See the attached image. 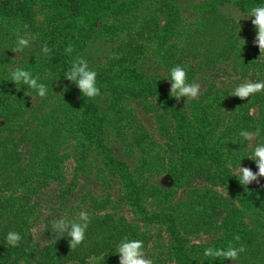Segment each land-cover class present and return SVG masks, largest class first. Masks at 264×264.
Wrapping results in <instances>:
<instances>
[{"label":"trees","instance_id":"obj_1","mask_svg":"<svg viewBox=\"0 0 264 264\" xmlns=\"http://www.w3.org/2000/svg\"><path fill=\"white\" fill-rule=\"evenodd\" d=\"M232 1L230 6L237 9L246 8L247 5L252 7L264 5V0ZM36 3H42L54 8L56 14L61 13L63 17L64 15L73 17L80 13L86 0H0V17L7 19L18 17L31 24L33 23L31 18L32 8ZM204 13L201 12V15L199 14L201 20L198 21L201 22L198 23L202 25L193 24L194 28L190 25L181 32L180 28H177L179 33L175 34L176 37H180L185 33L187 37L196 36L203 40L201 38L202 35L210 33L205 22L206 18L203 17ZM61 21L63 20L61 19ZM232 29L237 33L235 26L232 25ZM175 32V26L170 27L169 31L161 35V40L158 41L154 49L160 52L161 63L169 73L173 67L171 58L180 61V58L174 56L175 52L170 50L167 43V39ZM142 33V30H138L134 31L133 34H127L128 40L118 43L115 48L116 54L109 56L107 64H110L111 68L116 65L130 66L137 64L140 55L145 50V44L137 41L142 38ZM230 33H233V31H229ZM256 36L250 39H246L245 34L244 36L235 37L236 41L230 45L226 53L232 56V50L240 44V48L243 49L240 61L231 60L230 70L232 72L227 71L223 77L220 76L218 81L204 75L203 68L209 69L220 65L222 63L221 60H210L207 57V59H204L205 61H195L188 65L187 68L190 72L188 82H192V79H195L196 75H198L197 73L202 72L197 77L201 80L202 90L196 99L191 100V106L193 107L191 113L187 111V107L177 104L173 97L170 96L168 90L158 89L159 86L153 88L146 83L139 86L136 84L137 80L135 79L104 75L107 69L101 70L102 67L95 70L90 67L97 72L96 83L100 91L103 90V84H108L110 95H114V98L121 100L124 95L120 86L127 85L128 89L126 90L130 91L128 93L135 98L138 104L144 105L145 108L153 107L155 112L157 111V114L154 115L158 124L154 129L156 137L147 141L145 145L144 141L148 134L145 131H136L138 128L137 123L140 120L132 112V109L128 108L127 105L121 104L122 106L115 111L114 116L117 117V121H125L135 125L133 133L136 142L140 144V149L146 155L142 164L131 170L128 165L126 166L122 161L112 157L103 142L105 134L104 120H111L112 115L100 111L99 106L96 107L92 98L85 97L83 94H80L81 97L79 99L70 100L72 94H75V92L78 94L79 88L76 89L74 87L76 84L65 79L64 75L75 59L62 58L60 52H57L56 55L52 54L42 58L36 56L34 52L31 54L23 53L20 57L22 64H27V71L31 72L34 77L39 76L38 82L46 85L47 94L41 98L42 100L39 103L36 102L35 105H31L30 97L33 95L37 96V93L34 89L29 92L30 88L27 85V89L23 83L16 87L10 77L8 81L2 83L3 85L0 88V191L5 190L7 192L4 194L0 193V264H12V261L17 260L33 264H109L118 254L116 253L117 246L125 237L142 240L145 248L146 233L145 230H142L138 221L173 220L170 213L163 211L167 204L171 203L173 190L179 187L189 188L198 181L200 189L187 190V197L172 205V209L177 211L181 219H185V222H188V225L184 228L185 234L181 233L175 225L169 227L170 243L166 246L167 255L165 257L171 258L177 264H195V260L192 257L193 247L188 245L186 234L198 231L204 227L205 223H208L206 228L209 229L212 226H218L216 221H220V224H223L230 219L233 211L231 207L234 204V201H230V198L232 196L238 197L241 188L238 187V179L233 175L228 164L229 162L232 165L237 164V162L241 163L247 159L249 152L252 153L251 149L242 148V150H239L237 142L243 141L239 133L246 128L252 129L253 132L258 129L260 135L264 128V91L243 100L230 95L241 81H264V55H261L258 45L254 43ZM46 38L48 41L51 40L49 43L51 45L54 37L51 35V38ZM184 48H188V45L186 44ZM209 63L214 64L208 65ZM37 65H39L38 70ZM46 67L48 68V73L45 71ZM39 73L45 76L48 75L49 79L45 81L44 78L40 77ZM63 80L70 82L72 86L69 89L71 95L66 99H58L60 97V93L57 92L59 86H56L55 82L60 83ZM152 95L158 96L159 100L157 103L147 101ZM51 100H53V103L50 109H48L49 107L42 108L45 102L51 103ZM237 104H240L238 109L241 110V113L232 114L227 105L236 106ZM62 106H65L63 118H59V122L53 121L54 113ZM251 106H257L258 108V114L255 117L249 114ZM21 109H31L33 114L23 124L14 125L18 111ZM216 110L221 112L223 119H225V116H229V119L236 124L232 126V129L235 133L233 136L237 138V141L228 137L224 143H220L218 142L219 138L215 137L213 140L216 142L213 144H217V146L213 148L209 147V144L213 141L211 135L204 133L198 137L197 148H194L192 143L195 140L197 125L210 120V116ZM251 118L256 123H251L249 121ZM48 119H51L49 128L44 123ZM117 121L113 122L112 128H115V122ZM16 131L20 133L16 135ZM46 132L56 137L55 142L59 146L62 136L66 139L65 142L70 139L77 141L80 145L78 149L80 162L85 161V136L90 137L92 132V139H94L97 152L103 157V170L104 167L108 170L104 176L111 175L117 180L119 193L114 203L125 202L130 206L133 212L131 221L127 222L126 216L122 214L118 216L112 212H107L103 215L96 214L95 217L98 218L90 220L83 243L75 249H71L70 238L66 233L64 236L56 238L52 232L51 222L58 215L55 214L56 217H54V214L50 213L43 219L41 230L50 242L47 251L39 253L40 250L36 246L28 245L24 241V225L28 220L29 213H41L43 209L40 207V197H38L42 188L40 185L41 180L58 181V186L62 193L67 191L68 186H71V183L61 186L63 176L60 163L63 160V156L52 152V149H48L38 158L39 163L34 171L29 174L20 172V169H24L22 163L25 158L28 157L29 163L36 156L37 147L33 141L34 137L40 134L43 138H46ZM20 138L32 140L33 144L29 141L31 146L25 145L21 148L23 149L22 151L18 148V140ZM260 142L258 141V143ZM221 146L224 150H222ZM79 168L81 169L82 167ZM144 170L149 172H167L172 186L165 189H160L156 185L149 189L145 188V182H142L141 175L137 174L139 172L142 173ZM99 171H101V168ZM32 177L33 179L31 180ZM16 184L18 188L15 189L14 185ZM218 187L221 189L219 190ZM156 189L158 193L155 204L159 211L148 213L147 207L143 203L145 192L148 190L154 192ZM19 190L20 192L17 194ZM35 197L36 200H33ZM109 202V197L99 201L91 199V206L97 209H106ZM44 208L50 210L52 207L45 205ZM242 225L243 227H240L237 222L233 223L232 230H237L239 233V230L248 228V225ZM178 227L183 228V225L179 224ZM247 230L250 231L247 233L251 234L255 229L253 225H250ZM9 231L20 233L22 240L17 247H11L6 244L5 238ZM239 236L242 239L246 238L247 234L242 231ZM251 250L252 248L247 250V252ZM258 252L264 255L261 249ZM38 255L40 258H37ZM244 262V259H242L241 264Z\"/></svg>","mask_w":264,"mask_h":264},{"label":"rangeland","instance_id":"obj_2","mask_svg":"<svg viewBox=\"0 0 264 264\" xmlns=\"http://www.w3.org/2000/svg\"><path fill=\"white\" fill-rule=\"evenodd\" d=\"M232 0H86L83 9L79 14L69 17L61 13L56 14L54 8L48 7L42 3H36L33 5V11L31 18L33 19L31 24L24 21L22 18H2L0 17V88L2 83L8 81L11 77V70L17 66L26 69V63L22 64L20 57L23 53H35L39 58L47 57L57 52H60L62 58L83 57L87 60L89 67L92 69L102 68L107 69L104 75H114L120 78H130L137 80L139 86L142 84H149L150 86L158 87V89H165L170 92L171 82L168 79L170 73L165 70V67L161 63L160 52L154 50L161 35L169 31V28L175 26L176 32L167 39L168 46L172 52H175V57L180 58V61L171 58L173 67L176 65H182L187 69V79L189 77L188 65L192 62L205 61L207 57L212 59L221 60L222 63L209 69L203 68L204 75L212 77V79L219 80L220 76L223 77L227 71L232 72L231 60L240 61V55L243 53V49L240 48V44L232 50V56L226 52L229 50L230 45L234 44L236 36H246V39L255 37L257 35V29L252 23L254 17L247 18V13L252 9L251 5H247L246 8H232ZM205 12L203 17L206 18V24L210 31L209 34L202 35L200 40L198 37H187L185 33L180 37H176V33H179L177 28H180V32L193 24H200L198 20L199 14ZM201 15V14H200ZM247 18V19H246ZM61 19L63 21H61ZM29 22V21H28ZM202 25V24H200ZM232 25L236 27V32L232 29ZM26 26V27H25ZM142 30V38L137 41L145 44V50L140 55L138 63L135 65H116L110 66L107 64L109 56L116 54L115 48L118 43L123 40H128V35L133 34L134 31ZM19 31L21 35L26 36L30 40V47L25 48L23 53H15L11 49L15 47L16 33ZM229 31L233 33L229 34ZM52 33V34H51ZM128 34V35H127ZM54 37V40L49 45L50 41L46 37ZM53 39V38H52ZM44 44H47L50 49L49 53L44 54L41 49ZM188 48H184L185 45ZM237 44V43H236ZM71 45L73 51L69 54L65 49ZM238 48V50H237ZM160 49V47H159ZM154 50V51H153ZM237 53V54H235ZM193 60V61H192ZM214 63H209L212 65ZM37 65V70H38ZM46 67V73H48ZM202 72L197 73L195 79L192 82L199 83L201 86V80L197 77ZM41 78L45 81L49 79V76L39 73ZM216 75H218L216 77ZM215 77V78H214ZM190 82V83H192ZM244 81L239 82L242 83ZM22 84V83H21ZM56 86H59L58 93L60 97L58 99H66L71 95V84L67 80L55 82ZM16 87H19L16 85ZM26 87V85H25ZM76 89L78 87L74 86ZM27 89V87H26ZM123 90L124 97L121 100L114 98V95H110V88L108 84H103V90L100 91V96L92 98L96 107L99 106L100 111L109 113L112 115V119L109 121L104 120L105 134L103 142L108 149L109 154L122 161L129 169H134L137 165H141L145 153L140 149V144L136 142L133 131L135 125L126 123L125 121H117V117L114 116L115 111L122 105H127L132 109V112L136 114V117L140 120L137 123L138 128L136 131H145L148 137L144 141V145L147 141L155 138V128L157 122L155 116L157 111L153 107L145 108L144 105L138 104L135 98L131 97L127 85L120 86ZM32 89H29V92ZM200 88V92H201ZM82 94L78 90V94H72L70 100L79 99ZM36 97V99H33ZM161 97V96H160ZM180 106L187 107V111L191 113L193 107L191 106V100L187 97H181L179 100L173 98ZM42 99L33 95L30 97L31 105L39 103ZM158 96H150L147 99L149 102L157 103ZM51 103L45 102L44 107L50 109ZM240 104L236 106L227 105L229 111L233 114L236 112L241 113L238 109ZM95 109V107H93ZM186 109V108H185ZM250 111L253 113L251 116L258 114L257 106H251ZM249 111V113H250ZM65 112V106L57 109L54 113L53 121L59 122V118H63L62 115ZM33 114V110L21 109L18 111V115L15 118L14 125H21L24 121ZM230 117L225 116L223 119L221 112L216 110L210 116V120L204 121L197 125V131L195 140L192 143L194 148L197 146L198 137L204 133H209L211 138L218 137V142L224 143L228 137L237 141L233 135H235L232 129L233 120ZM249 120V119H248ZM115 122V128H112L113 122ZM238 121V120H237ZM251 123L256 121L251 118ZM46 127L51 125V119L45 121ZM119 128V130H117ZM253 132L251 129H245ZM255 132V131H254ZM20 133L19 131H16ZM56 137L46 132V138L42 135L34 137L33 141L36 144V156L34 160L28 163L27 158L22 163L24 169H20L21 173L29 174L36 169L39 163L38 158L44 154L48 149H52V152H56L58 155L63 156V160L60 163V169L63 176V183L61 186H68L66 192L62 193L58 186V181H45L41 180V190L38 197L39 204L41 205V213L31 212L28 215V220L24 225V241L28 245H34L39 253H44L48 249L49 239L42 233L43 219L48 214H54L53 216H67L69 219H78V215L81 211H87L90 220L95 219V215H103L107 212H112L116 216L122 214L127 218V222L133 219V212L130 206L125 202H117L116 196L118 192V184L115 177L107 174L108 170L104 167L103 170V157L98 154L94 139H92V132L90 137L85 136V158L84 162H80V154L78 149L79 143L75 140H69L65 142V138L62 136L60 146L55 142ZM28 141V142H27ZM32 140H25L20 138L18 140V148L21 149L25 145L31 146ZM261 141L264 143V128L262 129L259 137L253 141V146ZM215 140L211 141L209 147L216 148L217 144H213ZM78 143V144H77ZM248 141L243 139L242 142H237L239 150L246 148V150H253L248 147ZM33 144V143H32ZM197 148V147H196ZM222 150L224 148L221 146ZM23 151V149H21ZM251 152H249V155ZM247 156V157H248ZM241 164L243 167H249L253 172H258L257 165L252 159H245L243 162H237L232 165L233 168L238 167ZM79 167H82L81 169ZM101 168V171L99 169ZM231 170V169H230ZM137 174L141 175L142 182H145V188L158 186L160 189H165L172 186L170 176L167 172L146 171ZM33 176V175H32ZM103 176V177H102ZM33 177L31 178V180ZM155 187V186H154ZM238 187L241 188L238 197L232 196L230 201H234L232 214L228 221L220 224V221H216L218 226H212L207 229L208 223L204 224V227L198 231L187 233L188 245L193 247L192 257L195 260V264H264V255L258 252L261 249L264 252V177H259L258 182L254 181L245 189L239 183ZM14 188H18L17 184ZM197 188L200 189L199 182H195L189 188L179 187L174 191L173 198L170 204L164 208L165 213H170L173 220L168 219L161 221L156 219L153 222H145L143 220L138 221L142 230H145V248L144 252L146 258L153 261V264H177L171 258H165L166 246L170 243L169 227L175 225L178 230L184 233V228L188 225L185 219H181L179 213L172 209V205L187 197V190ZM220 190L221 188L218 187ZM42 191V192H41ZM225 191V190H224ZM20 190L17 192L19 194ZM1 194L7 193L5 190L0 191ZM158 190H148L145 192V198L143 203L147 207L148 213L153 211H159V208L155 204L157 199ZM226 193V192H225ZM16 194V195H17ZM106 197L110 198V202L106 206V209H97L91 206V199L102 200ZM36 200V197L33 198ZM43 204V205H42ZM52 207L50 210H46L45 205ZM48 209V208H47ZM38 210V209H37ZM53 210V212H51ZM39 211V210H38ZM224 215V214H223ZM55 218V219H56ZM133 222V221H132ZM240 224V227L245 224L254 226V231L250 233L249 230L243 229L232 230L233 223ZM241 222V223H240ZM182 224L183 228H179L178 225ZM213 224V223H212ZM177 225V226H176ZM244 231L247 234L246 238L234 239L236 235H240ZM240 237V236H239ZM198 242V243H197ZM229 244L235 247L243 245L246 251L239 255V259L236 261L224 260L223 258L206 257L204 251L206 248L212 247L216 249L227 248ZM247 252V250L251 249ZM40 255V254H39ZM38 255L37 258H40ZM93 259V258H92ZM119 254L116 255L114 260H111L109 264H119ZM12 264H33L27 263L23 260L12 261Z\"/></svg>","mask_w":264,"mask_h":264},{"label":"clouds","instance_id":"obj_3","mask_svg":"<svg viewBox=\"0 0 264 264\" xmlns=\"http://www.w3.org/2000/svg\"><path fill=\"white\" fill-rule=\"evenodd\" d=\"M246 15L247 18L254 17L252 23L257 29V36L254 43L258 45L261 55H264V5L252 7L251 11ZM28 47H30V40L17 31L15 47L11 50L15 53H23L24 49ZM41 51L44 54H47L50 49L47 44H44ZM65 51L70 54L73 51L72 46L69 45ZM64 76L65 79L76 84L83 96L88 98H96L100 96V89L96 83L97 72L89 67L85 58L77 57L72 62L69 70ZM39 79L38 75L34 77L31 72L24 70L19 66L11 70L12 82L16 85L21 83L27 85L29 88L36 91L39 98H43L47 94V87L45 84L38 82ZM168 79L171 82V97L179 100L181 97L196 99L199 96L201 86L199 83L188 82L187 72L184 66L176 65L172 67ZM261 91H264V81L253 82L249 80L236 86L230 95L239 97L243 100ZM33 99H36V97H33ZM249 114L252 115L253 113L250 111ZM239 135L245 141H248V147L253 149L252 154L247 158L256 162L258 172H253L251 168L243 167L241 164L238 167L233 168L230 162L228 167L232 170L233 175L239 180V183L247 189V186L252 182H258L259 177H264V143H257L253 146L252 142L255 141L256 137L259 135L258 129L256 132L242 130ZM90 222V217L87 211H81L78 215V219H69L67 216H60L53 219L51 222V230L56 238L62 237L66 233L70 238V248L75 249L83 243ZM5 239L8 246L17 247L22 240V237L20 233L16 231H9ZM234 239L238 241L240 237L236 235ZM245 251L246 248L243 245L235 247L232 244H229L227 248H206L204 255L206 257L236 261L239 259V255ZM116 253L119 254V264H153L151 259L146 258L144 243L139 239H129L128 237H125L118 244Z\"/></svg>","mask_w":264,"mask_h":264}]
</instances>
